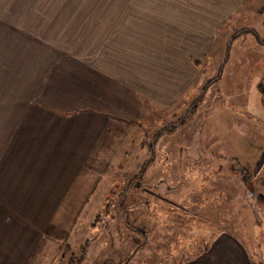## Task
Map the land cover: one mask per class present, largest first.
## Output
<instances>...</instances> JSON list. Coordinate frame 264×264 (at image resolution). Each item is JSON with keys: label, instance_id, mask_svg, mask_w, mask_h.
Masks as SVG:
<instances>
[{"label": "crops", "instance_id": "crops-1", "mask_svg": "<svg viewBox=\"0 0 264 264\" xmlns=\"http://www.w3.org/2000/svg\"><path fill=\"white\" fill-rule=\"evenodd\" d=\"M220 4L39 0L11 16L0 2L9 10L0 16V264H55L73 226L84 229L75 219L88 216L73 203L102 201L105 170L134 168L131 136L154 134L199 94L200 59L221 20L225 73L240 67L225 97L239 96L257 127L264 120V0ZM178 264L264 261L221 230Z\"/></svg>", "mask_w": 264, "mask_h": 264}, {"label": "rangeland", "instance_id": "rangeland-1", "mask_svg": "<svg viewBox=\"0 0 264 264\" xmlns=\"http://www.w3.org/2000/svg\"><path fill=\"white\" fill-rule=\"evenodd\" d=\"M32 1L39 0H0L10 9ZM226 32L221 20L213 51L200 59L199 94L154 134L131 136L134 168L105 170L103 200L73 203V212L88 216L75 219L84 229L73 226L55 264H178L221 230L241 238L254 262L264 261V120L257 127L239 96L225 97V85H239L240 69L233 66L235 78L225 73ZM253 85L248 106L255 105Z\"/></svg>", "mask_w": 264, "mask_h": 264}, {"label": "trees", "instance_id": "trees-1", "mask_svg": "<svg viewBox=\"0 0 264 264\" xmlns=\"http://www.w3.org/2000/svg\"><path fill=\"white\" fill-rule=\"evenodd\" d=\"M260 42L262 43V42H264V40H263V41H260ZM214 80H215V79H214ZM211 82H213V81H210L209 84H210ZM204 88H205V87H204ZM204 88H203V89H204ZM259 90H260L261 94H262L263 97H264V86L260 85V86H259ZM194 106H195V105H192V107H194ZM140 170H141V172H142V171H143V167H141ZM139 175H140V174H139ZM137 176H138V175H137ZM137 176H136L135 178H137Z\"/></svg>", "mask_w": 264, "mask_h": 264}]
</instances>
